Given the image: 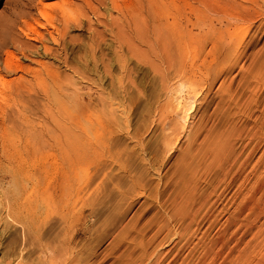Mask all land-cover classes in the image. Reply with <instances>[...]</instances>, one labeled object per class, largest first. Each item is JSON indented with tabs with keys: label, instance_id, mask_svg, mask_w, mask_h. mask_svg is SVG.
<instances>
[{
	"label": "rangeland",
	"instance_id": "374dc122",
	"mask_svg": "<svg viewBox=\"0 0 264 264\" xmlns=\"http://www.w3.org/2000/svg\"><path fill=\"white\" fill-rule=\"evenodd\" d=\"M0 112V264H264V0H0Z\"/></svg>",
	"mask_w": 264,
	"mask_h": 264
},
{
	"label": "bare ground",
	"instance_id": "6f19581e",
	"mask_svg": "<svg viewBox=\"0 0 264 264\" xmlns=\"http://www.w3.org/2000/svg\"><path fill=\"white\" fill-rule=\"evenodd\" d=\"M85 2H86V1H85ZM88 2H89V1H88ZM88 4H89V3H88ZM24 14H25V13H24ZM63 20H64V21H63ZM63 20H62L63 22L61 21L62 24H63V26H64V27H67V25L69 24V21H67L65 18H63ZM42 47H44V52L47 53V54H49V56H50L52 49L50 50V49H48V48L45 47V46H42ZM24 51H25V50H24ZM45 53H44V54H45ZM35 54H36V53H35ZM27 55H28V54H27ZM50 69H51V68H50ZM47 71H48V70H47ZM177 71H178V70H177ZM52 73H53V72H52ZM177 73H178V72H177ZM177 73H176V74H177ZM35 76H36V75H35ZM51 76H53V75H51ZM176 76H177V75H176ZM50 78H51V77H50ZM51 79H52V78H51ZM50 81H51V80H50ZM42 84H43V83H42ZM46 85H48V84H46ZM35 86H36V85H35ZM35 86H34V88H35ZM44 86H45V85H44ZM36 87H37V86H36ZM48 87H49V85H48ZM48 87H47V88H48ZM24 88H25V87H24ZM47 88H46V86H45L44 90H43V91L41 90L42 92L39 90V91L41 92V94L43 95V97H44L45 100H47V98H48V92H49V91H48ZM34 90H36V88H35ZM30 91H31V90H30ZM30 91H27V92H30ZM37 91H38V90H37ZM19 92H20V91H19ZM19 92H17V93H19ZM40 92H39L37 95H35V94H36L35 92H31L32 95L34 94L33 96H31V98H30L29 95H27V96H29L28 98H30V99H29V102H30V103H33L36 107L40 105V103H38V102L36 101L37 98H38V96H39V94H40ZM13 93H14V92H13ZM14 94H16V93H14ZM16 95H17V94H16ZM16 95H15V96H16ZM17 96H19V95H17ZM18 98H19V97H18ZM35 99H36V100H35ZM24 100H25V99H24ZM30 100H31V101H30ZM18 101H19V100H18ZM48 101H49V99H48ZM22 102H23V101H22ZM27 102H28V101H24V103H26V104H27ZM29 102H28V103H29ZM47 103H48V102H47ZM50 103H51V102H50ZM33 104H32V107H33ZM38 104H39V105H38ZM48 104H49V103H48ZM24 105H25V104H24ZM49 105H50V104H49ZM35 106H34V107H35ZM51 106H52V104H51ZM177 106H179L178 103H177ZM29 107H30V106H28L27 108L25 107V108H26V109H29ZM34 107H33V108H34ZM25 108L23 109V111L25 110ZM33 108H32V109H33ZM32 109H31V110H32ZM25 111H26V110H25ZM6 112H7V111H6ZM0 114H1V116H2V115H3V112H0ZM10 120H11V119H9V121H10ZM7 123H8V122H6V125H7ZM29 124H30V126H34V123H33V122H30ZM4 128H5V122H3V123L1 124V129H2L1 132H2V133L0 134V135H1V144H2V147H3V148L5 147V144H7V140H8V136L5 135L6 133H4V130H3ZM1 154H2V153H1ZM3 157H4V156H3ZM233 223H234V222H233ZM232 225H233V224H232ZM223 234H224V233H223ZM224 236H225V235H224ZM221 243H222V242H221ZM204 248H205V247H204ZM208 249H209V248H208ZM234 251H235V250H234ZM203 252H204V254H203L202 258L199 259V261L197 262V264H204V263H205V258L207 257V254H208V253H209V254H213V253H212V250H207V251H206V249H205ZM222 254H223V253H222ZM217 255H218V254H217ZM217 255L214 254L213 259L217 258ZM212 256H213V255L209 256V258H210V257L212 258ZM244 259H245V258H244ZM208 260H209V259H208ZM245 260H246V259H245ZM225 261H226V260H225ZM242 262H243V260H242ZM235 263H236V262H235ZM238 263H240V262H237V264H238Z\"/></svg>",
	"mask_w": 264,
	"mask_h": 264
}]
</instances>
